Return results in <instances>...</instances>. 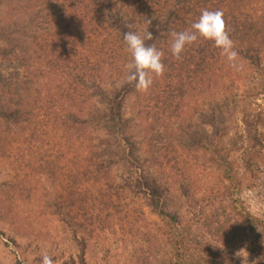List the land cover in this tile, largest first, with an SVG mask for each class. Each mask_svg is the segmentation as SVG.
I'll list each match as a JSON object with an SVG mask.
<instances>
[{"label":"trees","instance_id":"trees-1","mask_svg":"<svg viewBox=\"0 0 264 264\" xmlns=\"http://www.w3.org/2000/svg\"><path fill=\"white\" fill-rule=\"evenodd\" d=\"M30 1L21 5L27 18L0 25V120L21 139L26 201L37 207L43 199L45 227L57 221L76 236L81 217L96 227L105 211L115 233L126 188L144 194L160 220L142 228L138 218L126 222L119 238L130 240L137 264H235L238 247L257 250L219 113L210 107L191 120L200 104L246 79L249 94L264 95V0ZM202 9L223 11L236 67L203 37L185 45L180 59L171 54V33L191 30ZM126 31L151 32L146 45L163 53L164 74L147 92L126 82ZM210 167L221 176L215 182ZM173 189L193 212L170 208Z\"/></svg>","mask_w":264,"mask_h":264},{"label":"rangeland","instance_id":"rangeland-1","mask_svg":"<svg viewBox=\"0 0 264 264\" xmlns=\"http://www.w3.org/2000/svg\"><path fill=\"white\" fill-rule=\"evenodd\" d=\"M25 2L26 0H0V25H12L19 18H27V11L21 9ZM2 44L4 43L0 39V45ZM248 81H241L230 92L223 93L211 102L200 104L191 123L201 121V114L207 113L210 107L219 113L217 119L225 127L224 147L228 149L241 180L239 196L255 220L249 236L258 248L249 250L238 247L232 256L235 264H241L242 257L236 256V253L243 249L247 253V264H264V95L256 92L249 94ZM9 126L3 125L0 120V264H42L44 253L52 257L53 264H137L131 258L133 247L130 240L126 244L119 237L124 236L125 229H128V220L138 218L141 228L159 226L160 220L149 206L146 196H132L124 188L114 211L119 212L123 218V225L115 226V233L108 226L110 224H104L105 211L98 215L99 226L97 224L96 227L92 223L97 220L93 219L91 222L81 217L79 222L84 231L79 230L80 233L76 236L71 229L59 225L57 221H52L53 226L46 228L42 213L46 211L41 202L43 199L37 207L26 201L31 195L29 183L25 179L30 169L25 165L26 160L23 163L20 160L24 147L20 143L21 139H18L16 128L12 124ZM180 151L181 148L177 147V152ZM205 170L214 182L221 177L212 167ZM119 171L118 169L117 172ZM39 176L37 197L42 198L45 195L43 186L47 183L40 170ZM200 180V175H196L195 182ZM167 201L174 212H193L194 206L175 189L167 194ZM16 211L19 215L14 216ZM3 213L6 214L5 217ZM110 219L111 222L115 220L113 216ZM81 235L84 243L74 240V237Z\"/></svg>","mask_w":264,"mask_h":264},{"label":"clouds","instance_id":"clouds-1","mask_svg":"<svg viewBox=\"0 0 264 264\" xmlns=\"http://www.w3.org/2000/svg\"><path fill=\"white\" fill-rule=\"evenodd\" d=\"M222 10L202 9L199 18L191 24V30L181 32L173 31L170 46L171 54L180 59L185 45L195 42L198 37L214 42L215 47L222 50L226 59L231 62V67H236L235 61L238 53L234 50L233 41L226 31V23L223 19ZM147 24L151 20H146ZM152 33L147 31L142 37L134 31H126L123 40L127 45V50L131 55V61L125 65L127 70L126 82L133 84L137 91L147 92L154 77L164 74L165 65L162 62L163 53L155 45H146V40H152ZM242 257L241 264H247V253L242 249L236 253ZM42 264H53V259L47 253L42 255Z\"/></svg>","mask_w":264,"mask_h":264}]
</instances>
